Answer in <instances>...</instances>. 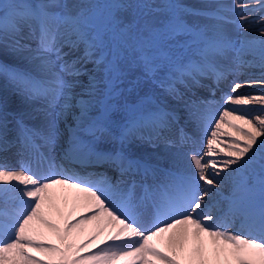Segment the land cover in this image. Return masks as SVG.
Masks as SVG:
<instances>
[{
  "label": "snow or ice",
  "instance_id": "obj_1",
  "mask_svg": "<svg viewBox=\"0 0 264 264\" xmlns=\"http://www.w3.org/2000/svg\"><path fill=\"white\" fill-rule=\"evenodd\" d=\"M101 7L106 15L95 11ZM211 7L210 12L194 9L182 0H122L103 6L84 0L74 6L69 0H0V54L9 49L12 55L27 53L42 74L37 78L0 61V77L26 100L42 102L13 116L15 137L9 139V114L0 100V153L18 147L19 154L48 168L47 174H39L30 164L20 170L0 165V264H264V95H225L222 100L232 107L217 113L208 101L186 99L177 87L194 85L201 75H210L214 84L224 81L229 69H219L211 58L227 53H235L234 70H261L259 79L234 82L232 93L246 84H264V0ZM199 16L216 22L211 32L207 25L190 22ZM223 23L238 32L259 23V38L234 42ZM189 42L200 46L196 63L175 56L173 46ZM65 47L80 55L66 59L70 53ZM88 63L91 73L84 67ZM81 75L89 80L74 93L72 86ZM150 82L183 104L189 123L209 133L203 154H190L192 170L154 168L123 150L143 127L175 148L177 157L195 144L174 109L156 105L138 111L127 123L116 120L127 94ZM152 102L143 96L137 104L143 109ZM128 111H136L135 106ZM69 117L70 142L61 161L108 164L117 173L114 179L99 173L97 179L68 175L63 164L56 170L51 150L60 136L59 122ZM26 118L39 126H29ZM224 125L239 135L229 150H222L227 158L218 160L213 145L221 135L231 136L221 132ZM105 141L121 147H97ZM42 147L50 150L47 155ZM224 173L233 182L229 209L240 221L239 231H230L205 211L206 198L218 191ZM69 196L65 214L58 200L67 205ZM10 201L16 202L11 210ZM141 215L151 216L149 227L143 226Z\"/></svg>",
  "mask_w": 264,
  "mask_h": 264
},
{
  "label": "bare ground",
  "instance_id": "obj_2",
  "mask_svg": "<svg viewBox=\"0 0 264 264\" xmlns=\"http://www.w3.org/2000/svg\"><path fill=\"white\" fill-rule=\"evenodd\" d=\"M75 2H78V0H69V3L71 5L74 6V3ZM84 3H91V4H94V0H84ZM201 4H204V5H211V4H206V3H201ZM256 15H260V13H256ZM235 19V18H234ZM212 23H216L214 20H211V19H208L207 22H204V25H207L208 28H209V25L212 24ZM261 27V25L259 23H252L251 26H250V29L247 31V32H238L235 28V26L233 24H229V23H223L221 25V28L222 30L224 31V33L231 37L233 41H238L240 39H249V40H252V39H258L259 38V35H258V30L259 28ZM212 27L209 28V32L212 31ZM67 48V47H66ZM3 58L7 59V60H10L11 62H15V63H28V64H31L32 62H30L28 59H27V53H24V54H21V55H12L11 54V50L9 49L7 52H4L2 54H0ZM136 74V73H134ZM99 75V74H98ZM82 78H84V76H81ZM81 77H79L81 79ZM154 85V84H153ZM11 86V83L4 79L3 77H0V100L3 101V97H9V98H12L13 95L12 93H10L8 91V87ZM155 86V85H154ZM149 88V87H148ZM257 90V89H255ZM14 91V90H13ZM257 91H264V88H260V90H257ZM15 92V91H14ZM134 92V91H133ZM131 92V93H133ZM150 93V92H149ZM19 96L17 98L21 99L22 100V103L24 104V108L26 110H30V108H32L33 106L37 105L38 103L37 102H32V101H28L24 98V96L20 93H17ZM4 102V101H3ZM11 112L13 113H16V111L10 109ZM27 123H31V124H34L33 122L29 121L28 119L25 120ZM226 128V125L222 126L221 128V132L224 131V129ZM207 137V136H206ZM209 137V136H208ZM223 150L226 151V147L223 146ZM219 153H223V152H220ZM187 161V160H186ZM7 163H2L1 165H6ZM184 170V169H183ZM71 204V198L69 199L68 201V205ZM142 216V215H141Z\"/></svg>",
  "mask_w": 264,
  "mask_h": 264
},
{
  "label": "rangeland",
  "instance_id": "obj_3",
  "mask_svg": "<svg viewBox=\"0 0 264 264\" xmlns=\"http://www.w3.org/2000/svg\"><path fill=\"white\" fill-rule=\"evenodd\" d=\"M29 67H31V68H33V69H35L37 72H39L38 70H37V68L36 67H32V66H30V65H28ZM94 70H92V71H90L89 73H91V72H93ZM96 71V70H95ZM81 76H83V75H81ZM81 76H79V77H81ZM70 80H72L73 78H70V77H68ZM81 79H83L82 77H81ZM143 86H142V88H144V89H141V90H138L137 89V91H139L140 93L138 94V97L137 98H139L140 99V97H143V96H153L152 94H155V95H158L157 94V86L155 85H153V83L152 84H150V83H146V84H142ZM145 86V87H144ZM149 87V88H148ZM8 89V88H7ZM82 91V89H78V88H73V92L75 93L76 91ZM8 91L10 92V93H12V95H13V97L12 98H9L8 96L7 97H3V101H4V104H5V102L6 101H10L11 102V107H10V109H12V110H14V111H16V112H18V111H21V110H26L25 108H24V104L22 103V100L21 99H19V98H17L19 95L16 93V92H14L13 90H9L8 89ZM150 92V94H148ZM132 97V96H131ZM19 113H22V112H19ZM27 119V118H26ZM29 121H31V122H33V123H35V120H30V119H28ZM70 121H72L71 120V117H69L68 118V120L66 121V122H70ZM220 154H223V153H220ZM227 173H224V175H226Z\"/></svg>",
  "mask_w": 264,
  "mask_h": 264
}]
</instances>
